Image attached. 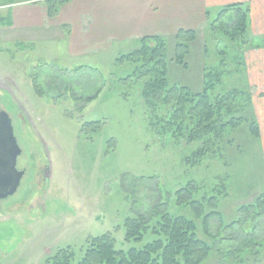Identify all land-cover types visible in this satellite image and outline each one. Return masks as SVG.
Returning <instances> with one entry per match:
<instances>
[{
  "label": "rangeland",
  "instance_id": "374dc122",
  "mask_svg": "<svg viewBox=\"0 0 264 264\" xmlns=\"http://www.w3.org/2000/svg\"><path fill=\"white\" fill-rule=\"evenodd\" d=\"M8 8L1 6L0 15L10 13ZM216 15L212 11L210 20ZM38 30L33 38L21 28L0 26V108L12 118L22 149L18 162L27 172L17 192L0 202V264H44L64 248L78 258L87 240L106 232L115 238L116 248L127 249L125 218L148 213L159 201L193 218L203 237L192 209L174 206V192L186 185L195 200L214 196L225 224L242 221L229 230L220 228L219 218L210 220L212 233L238 236L217 242L202 264H257L250 254L239 263L225 257L219 262L215 253L239 246L251 232L252 240L263 243L258 258L264 262V216L238 210L264 194V85L249 82L246 63L242 74L235 70L225 41L212 42L206 26L181 66L173 61L174 38L166 37L169 82L198 91L203 69L224 57L227 84L246 88L252 97L248 114L256 120L258 137L244 123L223 141L212 139L206 146L204 136L171 139L148 128L140 83L119 80L132 66L115 64L120 54L138 48L137 41L115 44L103 55L72 56L60 31L44 25ZM248 40L244 48L231 46L244 60L251 49L264 47L252 36ZM89 121L100 125L84 128ZM43 165L49 168L48 178L40 176L34 184L32 177Z\"/></svg>",
  "mask_w": 264,
  "mask_h": 264
},
{
  "label": "trees",
  "instance_id": "16d2710c",
  "mask_svg": "<svg viewBox=\"0 0 264 264\" xmlns=\"http://www.w3.org/2000/svg\"><path fill=\"white\" fill-rule=\"evenodd\" d=\"M68 1L0 0V7L9 6L10 11L11 6L15 4L40 2L46 6L48 17L54 18L60 5ZM249 11V5L241 2L220 9L212 20L209 15L207 17L206 26L213 34L209 38L216 43L222 39L225 41L224 50L230 53V60L239 74L245 70V60L241 51H233L231 46L244 48L249 42ZM228 16L226 22L225 18ZM222 22L225 25L221 24V27H218L217 23ZM10 24L9 12L0 15V26ZM197 33L192 29H179L172 36L175 40L174 62L186 66V58L190 54L191 45L198 37ZM260 42L264 43V39L259 40L258 46L261 45ZM137 44L138 48L132 52L120 54L115 64L132 66L131 71L119 80L140 83V95L150 131L159 137L166 136L171 139L186 137L193 140L204 136L205 145L209 146L212 139L220 138L223 141L230 130L246 123L250 133L258 137L256 120L248 114L252 106V97L246 88L227 84L224 57L214 66L203 69V85L198 91H193L187 86L168 81L170 60L167 55V38L143 37L137 40ZM206 48L204 44L205 52ZM35 81L34 87L38 90ZM94 97L96 96L87 100ZM99 125V121H89L85 122L83 127H91L94 130ZM173 195L175 207L188 206L194 212V218L201 220L203 237L199 236L198 226L193 218L178 214V211H171L164 205L165 203L159 201L148 213H136L125 218L124 240L131 244L127 249L116 248L115 238L106 232L87 240L86 247L78 258L71 248L58 249L45 260L44 264H202L217 248L215 247L217 242L237 238L238 235L224 237L218 232L212 233L210 220L213 218H219L220 228L225 226L229 227V230L242 222L235 219L225 224L220 212L216 211L217 203L214 196L209 198L203 196L202 199L195 200L189 185L178 189ZM238 210L245 213L253 211L254 217L261 218L264 216V194ZM252 238H254L252 232L244 234L239 246L228 250L216 249L219 262L225 257L243 263L244 257L250 254L255 256L257 264H264L258 258L263 243Z\"/></svg>",
  "mask_w": 264,
  "mask_h": 264
},
{
  "label": "crops",
  "instance_id": "0c3cea01",
  "mask_svg": "<svg viewBox=\"0 0 264 264\" xmlns=\"http://www.w3.org/2000/svg\"><path fill=\"white\" fill-rule=\"evenodd\" d=\"M241 2L249 5L250 36L264 39V0H70L60 5L54 18L48 17L44 3H20L11 6L8 26L38 38L44 25L61 32L72 56H97L115 44L143 37H172L179 29L202 31L212 11ZM246 54L249 82L263 86L264 47Z\"/></svg>",
  "mask_w": 264,
  "mask_h": 264
},
{
  "label": "water",
  "instance_id": "95a60500",
  "mask_svg": "<svg viewBox=\"0 0 264 264\" xmlns=\"http://www.w3.org/2000/svg\"><path fill=\"white\" fill-rule=\"evenodd\" d=\"M21 154L12 118L0 109V202L13 196L20 186L25 172L17 169Z\"/></svg>",
  "mask_w": 264,
  "mask_h": 264
},
{
  "label": "flooded vegetation",
  "instance_id": "af4514ba",
  "mask_svg": "<svg viewBox=\"0 0 264 264\" xmlns=\"http://www.w3.org/2000/svg\"><path fill=\"white\" fill-rule=\"evenodd\" d=\"M1 109V108H0ZM20 157V156H19ZM17 169L18 170H24V175L22 177V179L24 178V176L27 174L26 172V168L25 167H22L21 164H19V162L17 161ZM48 172H49V168L47 165H43V167L41 168V170H39V172L35 171L32 179H33V183L34 184H38L40 183L39 182V177L41 176V178L45 181L46 178H48ZM22 179H21V182H22ZM21 184V183H20Z\"/></svg>",
  "mask_w": 264,
  "mask_h": 264
}]
</instances>
